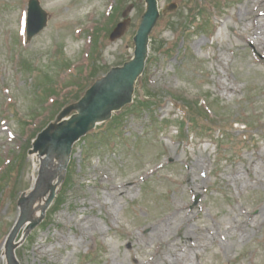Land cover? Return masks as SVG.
I'll return each mask as SVG.
<instances>
[{"label": "rangeland", "instance_id": "obj_1", "mask_svg": "<svg viewBox=\"0 0 264 264\" xmlns=\"http://www.w3.org/2000/svg\"><path fill=\"white\" fill-rule=\"evenodd\" d=\"M123 1L126 8L117 17L127 16L130 24L115 40L100 33L95 68L120 65L133 54L132 37L145 5ZM254 1L158 0L160 9L170 2L177 9L159 16L133 95L137 100L148 90L154 106L123 108L115 113L123 114L121 122L107 134L102 131L107 126L98 124L72 146L68 179L58 186L43 222L17 247L20 264H135V259L146 264L160 246L143 238L150 231L145 225L175 207L182 209L172 215L162 240H179L187 228L188 242L201 244L189 260L264 264V51L253 35L242 36ZM200 2L208 29L202 19L192 20L196 10L188 12ZM40 4L47 25L26 43L27 0H0V168L22 151L28 135L26 129L21 134L18 119H29V113L38 117L39 110L44 114L37 110L39 100L51 88L72 90L73 73L89 63L86 31L104 25L118 2ZM258 11L264 7L256 9L263 17ZM176 97L207 103V132L177 135L184 104ZM38 166L26 154L0 195V264H6L3 243L18 214L16 199L33 185ZM125 184L130 188H121Z\"/></svg>", "mask_w": 264, "mask_h": 264}, {"label": "water", "instance_id": "obj_2", "mask_svg": "<svg viewBox=\"0 0 264 264\" xmlns=\"http://www.w3.org/2000/svg\"><path fill=\"white\" fill-rule=\"evenodd\" d=\"M148 3L147 10L143 15L138 32L134 37L135 51L132 60L124 63L122 67L113 68L102 79L98 80L87 90L83 99L74 107L78 110L69 122L60 123L56 128L50 126L44 130L34 144V150H40V154L47 153V158L42 161L34 190L26 197L20 198L18 204L20 215L11 235L7 242V259L8 264H17L13 257V239L17 231L31 220L33 212L32 205L36 199L45 195L49 191L43 209L51 202L54 196V188L51 182L56 177V172L47 173L46 165L52 159L55 152H58L60 160L59 169L65 167L67 155L69 154L72 143L97 120L104 119L110 115L113 109H118L126 102L130 101L133 92L134 82L143 69L144 59L146 56L147 36L158 16L155 0H146ZM175 5L172 4L165 8L164 13L173 10ZM46 23V13L39 6L38 0H29L28 8V37L39 31ZM125 26V22L119 23L111 34V38L119 36ZM72 107L65 109L61 116L67 114ZM61 177H59V180ZM36 224L32 221L30 228ZM29 227V226H28Z\"/></svg>", "mask_w": 264, "mask_h": 264}, {"label": "bare ground", "instance_id": "obj_3", "mask_svg": "<svg viewBox=\"0 0 264 264\" xmlns=\"http://www.w3.org/2000/svg\"><path fill=\"white\" fill-rule=\"evenodd\" d=\"M251 2L253 3V0H251ZM254 2L258 3L257 6L255 7L256 9L260 7H264L263 1L255 0ZM255 8L250 12L249 15L250 17L248 18L249 20L248 32L242 36L248 39L251 35H253L254 42L257 45V48L264 51V16L263 17L257 16ZM247 13H249V11H247L246 14ZM257 14L262 15L264 14V11H258ZM249 34L251 35L249 36ZM32 160L34 162V165L37 167V162H38L37 156L33 155ZM48 166L51 169L56 170L57 161L55 160L49 162ZM107 187L112 189V192H115V190L113 189L117 188L116 185L112 183L111 184L109 183ZM121 188H130V186L128 184H125L122 185ZM38 206L40 207V205ZM181 209L182 208L175 207L173 209L174 211L171 212V214L159 218L158 220L154 221L153 224L150 223L145 225V226L149 225L150 231H148L145 235H143V238L145 240H148L149 243L157 242L160 246L159 249H157L155 252L154 255L155 259L147 262L146 264H197L194 261L189 260V258L190 255L192 256L197 255V249L200 247L201 244L198 241L193 242V244L188 242L187 238L189 236V232L187 228H186V232L183 235H178L179 240L177 239H169L168 241L162 240V238H164L162 233H166V231L169 230L172 215L176 214ZM261 213H264V207L262 208ZM198 231L201 232V230L199 229ZM204 232L207 231L205 230ZM241 233H243L244 235H242L240 238L244 239V237H246L247 235L246 234L247 232L242 231ZM166 256L168 257V259ZM134 262L135 264H142V262H139L137 259H135Z\"/></svg>", "mask_w": 264, "mask_h": 264}, {"label": "trees", "instance_id": "obj_4", "mask_svg": "<svg viewBox=\"0 0 264 264\" xmlns=\"http://www.w3.org/2000/svg\"><path fill=\"white\" fill-rule=\"evenodd\" d=\"M83 86V85H82ZM82 86H79V89H78V91L80 90H82L83 88H84V86L82 87ZM77 95L76 96H74L75 97V99L76 98H78L79 97V94H78V92L76 93ZM149 101H142V102H140V105L141 106H143V107H145V108H148L147 106H149ZM63 105V104H62ZM62 105H60V104H58V102L57 101H55V104H54V110L46 117V118H44V120H48V119H50V118H52L53 117V115L58 111V109L62 106ZM196 108L198 109V110H201V108L200 107H197L196 106ZM196 110V109H195ZM42 123H44V122H42Z\"/></svg>", "mask_w": 264, "mask_h": 264}]
</instances>
